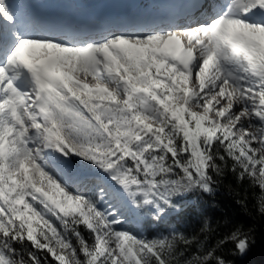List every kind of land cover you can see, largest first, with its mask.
Instances as JSON below:
<instances>
[{
  "label": "snow or ice",
  "instance_id": "obj_1",
  "mask_svg": "<svg viewBox=\"0 0 264 264\" xmlns=\"http://www.w3.org/2000/svg\"><path fill=\"white\" fill-rule=\"evenodd\" d=\"M178 2L0 0V264H235L226 246L242 258L256 243L264 0ZM229 176L253 224L211 247L209 217L192 236L172 226L218 208Z\"/></svg>",
  "mask_w": 264,
  "mask_h": 264
},
{
  "label": "trees",
  "instance_id": "obj_2",
  "mask_svg": "<svg viewBox=\"0 0 264 264\" xmlns=\"http://www.w3.org/2000/svg\"><path fill=\"white\" fill-rule=\"evenodd\" d=\"M91 187V182L86 181ZM232 184L233 188L236 187L235 180L229 176L225 179L224 185L221 186L220 191L216 196V203L218 208H212L211 204L213 201L207 199L198 206V210L193 212L191 209L182 213L179 217L173 219L172 226L177 229L182 230L186 235L192 236L197 234V232L203 227L204 217H209V228L207 231L199 232L201 240H204L205 236L208 237L206 243L209 247L215 244L217 239L224 236L226 233L230 232L236 225L237 222H243L245 228L253 224V220L244 214V211L239 205L234 203L233 197L226 194L225 185ZM243 193V189H240ZM248 211L256 216L259 208V189H255V194L251 188L248 189ZM132 225L135 228L134 223ZM257 226L261 231H264V218L257 216ZM83 227V226H81ZM146 230L144 234L148 237H153L157 233H167L168 227L161 226L148 227L145 226ZM261 231L256 233V243L250 248L248 253L244 257H232L227 255L228 249L232 247L231 244L227 245L223 250L226 259L235 260V264H264V235ZM87 237V231L83 233ZM74 240V239H73ZM46 251V250H43ZM27 258V257H25ZM43 259V257H41ZM48 259L53 261V264H58L48 255Z\"/></svg>",
  "mask_w": 264,
  "mask_h": 264
},
{
  "label": "rangeland",
  "instance_id": "obj_3",
  "mask_svg": "<svg viewBox=\"0 0 264 264\" xmlns=\"http://www.w3.org/2000/svg\"><path fill=\"white\" fill-rule=\"evenodd\" d=\"M46 1H48V3H54V0H45V3H46ZM219 1V0H218ZM222 2H224V0H221ZM103 2H106V3H96V4H93V5H91V7L92 8H94V9H98V10H105L108 6L110 7L111 5H110V0H103ZM144 6L146 5V4H148V5H146L145 7H158V4H160V3H164V4H166V5H168V6H170L171 7V5H170V3L171 2H174V3H176L178 6H179V2H178V0H144ZM154 3V4H153ZM91 186H92V182H91ZM54 223H56L57 225H58V222H55L54 221ZM128 227L129 228H133L134 230H136L135 228H134V226L132 225V223H130L129 225H128ZM58 230H60L59 229V227H58ZM144 234V233H143ZM145 235V234H144ZM156 236V235H155ZM148 237V236H147ZM154 237V236H153ZM153 237H151V238H153ZM149 239H151L150 237H148ZM74 239V238H73ZM73 243H75V241L73 240ZM82 255V254H81Z\"/></svg>",
  "mask_w": 264,
  "mask_h": 264
},
{
  "label": "water",
  "instance_id": "obj_4",
  "mask_svg": "<svg viewBox=\"0 0 264 264\" xmlns=\"http://www.w3.org/2000/svg\"><path fill=\"white\" fill-rule=\"evenodd\" d=\"M115 4L116 9H134L136 8L141 0H112Z\"/></svg>",
  "mask_w": 264,
  "mask_h": 264
},
{
  "label": "bare ground",
  "instance_id": "obj_5",
  "mask_svg": "<svg viewBox=\"0 0 264 264\" xmlns=\"http://www.w3.org/2000/svg\"><path fill=\"white\" fill-rule=\"evenodd\" d=\"M59 2H61V0L55 1L54 3H59ZM218 2H222V1L219 0ZM170 5H171V7H178V5L174 2H171ZM105 10H113V8L111 6L110 7L108 6Z\"/></svg>",
  "mask_w": 264,
  "mask_h": 264
}]
</instances>
